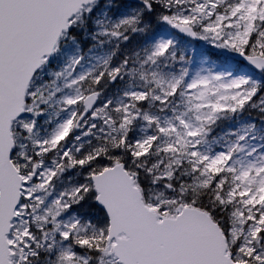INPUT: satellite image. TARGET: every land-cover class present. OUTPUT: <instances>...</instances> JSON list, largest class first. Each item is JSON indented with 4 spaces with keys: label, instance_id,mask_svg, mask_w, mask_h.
I'll return each instance as SVG.
<instances>
[{
    "label": "snow or ice",
    "instance_id": "1",
    "mask_svg": "<svg viewBox=\"0 0 264 264\" xmlns=\"http://www.w3.org/2000/svg\"><path fill=\"white\" fill-rule=\"evenodd\" d=\"M0 264H264V0H0Z\"/></svg>",
    "mask_w": 264,
    "mask_h": 264
}]
</instances>
